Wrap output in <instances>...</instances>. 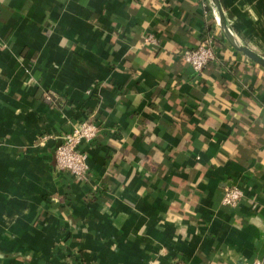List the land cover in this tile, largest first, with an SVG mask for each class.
<instances>
[{
  "label": "crops",
  "instance_id": "0c3cea01",
  "mask_svg": "<svg viewBox=\"0 0 264 264\" xmlns=\"http://www.w3.org/2000/svg\"><path fill=\"white\" fill-rule=\"evenodd\" d=\"M220 3L264 56V0ZM214 10L0 0V264L264 263V67ZM209 34L216 59L196 72L182 54ZM84 120L101 127L79 146L88 180L55 159Z\"/></svg>",
  "mask_w": 264,
  "mask_h": 264
},
{
  "label": "built area",
  "instance_id": "2783aa9c",
  "mask_svg": "<svg viewBox=\"0 0 264 264\" xmlns=\"http://www.w3.org/2000/svg\"><path fill=\"white\" fill-rule=\"evenodd\" d=\"M203 6L206 8L207 2L204 1ZM213 17L219 26L218 15L215 11ZM144 41L152 45L158 44L157 36L152 33L146 34ZM182 57L196 72H202L211 61L216 59L215 36L207 35L197 47L184 50ZM100 130L101 127L94 121L84 120L75 124L70 131L63 135L62 141L57 147L55 154L57 168L88 180L90 167L87 162V154L79 146L84 141L94 140ZM243 195L244 192L239 186H228L223 191L222 202L229 206H236ZM170 264L188 263L175 259ZM253 264L264 263L261 260H255Z\"/></svg>",
  "mask_w": 264,
  "mask_h": 264
},
{
  "label": "water",
  "instance_id": "95a60500",
  "mask_svg": "<svg viewBox=\"0 0 264 264\" xmlns=\"http://www.w3.org/2000/svg\"><path fill=\"white\" fill-rule=\"evenodd\" d=\"M213 6L216 10H214L218 15V24L221 28L224 36L226 37L227 41L231 46H233L235 49L243 52L249 59L257 62L261 66L264 67V56L256 53L254 50L250 49L249 47L243 45L234 35L232 30L230 29L225 13L223 11V8L221 6L220 0H211Z\"/></svg>",
  "mask_w": 264,
  "mask_h": 264
}]
</instances>
